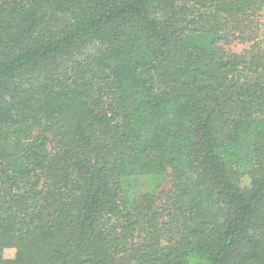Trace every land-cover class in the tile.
Returning <instances> with one entry per match:
<instances>
[{"label":"trees","instance_id":"obj_1","mask_svg":"<svg viewBox=\"0 0 264 264\" xmlns=\"http://www.w3.org/2000/svg\"><path fill=\"white\" fill-rule=\"evenodd\" d=\"M0 264H264V0H0Z\"/></svg>","mask_w":264,"mask_h":264},{"label":"rangeland","instance_id":"obj_2","mask_svg":"<svg viewBox=\"0 0 264 264\" xmlns=\"http://www.w3.org/2000/svg\"><path fill=\"white\" fill-rule=\"evenodd\" d=\"M248 46L247 42H238L235 41L228 45V48L240 51L241 49ZM140 190H152L158 197H163L165 192L169 188V181L167 178L161 179L158 183L155 182L154 179L147 177V176H141L139 177L138 183L136 185ZM14 249L9 248L5 249L4 254L7 257H12L14 255Z\"/></svg>","mask_w":264,"mask_h":264}]
</instances>
